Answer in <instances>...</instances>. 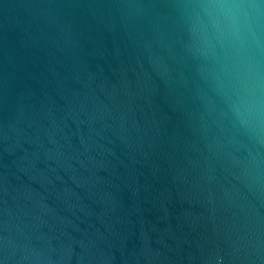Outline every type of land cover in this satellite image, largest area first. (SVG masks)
I'll return each mask as SVG.
<instances>
[{
  "label": "water",
  "instance_id": "water-1",
  "mask_svg": "<svg viewBox=\"0 0 264 264\" xmlns=\"http://www.w3.org/2000/svg\"><path fill=\"white\" fill-rule=\"evenodd\" d=\"M0 264H264V0H0Z\"/></svg>",
  "mask_w": 264,
  "mask_h": 264
}]
</instances>
